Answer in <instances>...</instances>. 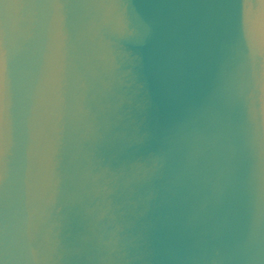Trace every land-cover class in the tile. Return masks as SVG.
<instances>
[{
  "label": "water",
  "instance_id": "water-1",
  "mask_svg": "<svg viewBox=\"0 0 264 264\" xmlns=\"http://www.w3.org/2000/svg\"><path fill=\"white\" fill-rule=\"evenodd\" d=\"M0 264H264V0H0Z\"/></svg>",
  "mask_w": 264,
  "mask_h": 264
}]
</instances>
